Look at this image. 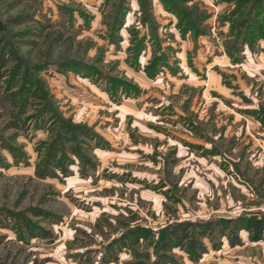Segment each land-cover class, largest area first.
Masks as SVG:
<instances>
[{
  "label": "rangeland",
  "instance_id": "obj_1",
  "mask_svg": "<svg viewBox=\"0 0 264 264\" xmlns=\"http://www.w3.org/2000/svg\"><path fill=\"white\" fill-rule=\"evenodd\" d=\"M264 0H0V264H264Z\"/></svg>",
  "mask_w": 264,
  "mask_h": 264
},
{
  "label": "trees",
  "instance_id": "obj_2",
  "mask_svg": "<svg viewBox=\"0 0 264 264\" xmlns=\"http://www.w3.org/2000/svg\"><path fill=\"white\" fill-rule=\"evenodd\" d=\"M248 228L257 234V238L264 235V217L251 216L247 218Z\"/></svg>",
  "mask_w": 264,
  "mask_h": 264
}]
</instances>
